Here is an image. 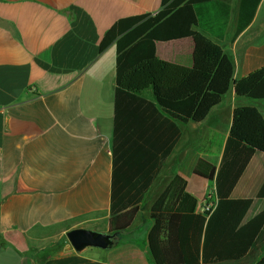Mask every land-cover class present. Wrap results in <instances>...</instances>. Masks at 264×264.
<instances>
[{"label":"crops","instance_id":"obj_1","mask_svg":"<svg viewBox=\"0 0 264 264\" xmlns=\"http://www.w3.org/2000/svg\"><path fill=\"white\" fill-rule=\"evenodd\" d=\"M224 2L212 16H229L225 32L207 36L233 62L229 92L205 121L181 125V138L115 246L76 252L69 231L110 232L117 50L112 45L99 53L100 43L119 19L156 14L162 0H0V264H155L148 243L151 206L175 175H183L188 155L194 154L192 166L199 158H216L219 165L234 111L248 105L234 82L264 66V0L239 33L243 0ZM193 51L192 38L156 45L160 60L186 68ZM259 111L264 116V106ZM186 129L193 136L179 146ZM174 165L149 205L150 220L137 223L147 195ZM188 173L187 190L198 207L216 197L214 182ZM263 186L264 153L257 152L232 193L253 199L240 231L264 227Z\"/></svg>","mask_w":264,"mask_h":264},{"label":"trees","instance_id":"obj_2","mask_svg":"<svg viewBox=\"0 0 264 264\" xmlns=\"http://www.w3.org/2000/svg\"><path fill=\"white\" fill-rule=\"evenodd\" d=\"M224 1L162 0L156 14L119 19L100 43L99 53L112 45L117 50L110 233L121 237L131 227L182 136L181 125L205 121L230 90L233 62L207 36L225 32L229 16H212ZM258 1L243 0L238 33ZM251 2L247 13L245 5ZM185 38L194 42L192 67L157 57V43ZM234 89L238 97L264 101V66L235 81ZM257 152L264 153V116L256 106L237 107L219 165L216 158H199L192 166L191 154L182 167L183 175L191 169L215 183V210L198 212L199 200L180 174L151 206L148 243L155 264H264V227L239 229L253 199L232 198ZM258 197L264 198V186Z\"/></svg>","mask_w":264,"mask_h":264},{"label":"water","instance_id":"obj_3","mask_svg":"<svg viewBox=\"0 0 264 264\" xmlns=\"http://www.w3.org/2000/svg\"><path fill=\"white\" fill-rule=\"evenodd\" d=\"M116 237L115 233H101L88 229H74L67 233V238L76 252L88 247L110 250L115 246Z\"/></svg>","mask_w":264,"mask_h":264},{"label":"rangeland","instance_id":"obj_4","mask_svg":"<svg viewBox=\"0 0 264 264\" xmlns=\"http://www.w3.org/2000/svg\"><path fill=\"white\" fill-rule=\"evenodd\" d=\"M170 46H172V45H170ZM244 101H246V103L248 104V105H253V106H256L257 108L259 107L260 109L262 108L263 109V106H264V101H252V100H249V99H245V100H243V102ZM258 108V109H259ZM191 136H193V133H191V130L190 129H186L185 130V133H184V135H183V140L182 141H180V143H179V146L181 145V146H185V144H187V142H188V140L191 138ZM194 141V140H193ZM178 148H180V147H177V151H178ZM170 161H168V162H170V163H167V165L169 164V166H170V164H171V162H172V158H170L169 159ZM177 165V164H176ZM176 165H174L172 168H171V170L170 169H168L167 167H165V169L163 170V172H167V177H163L164 176V173L163 174H161V176H160V178H159V180H158V182L156 183V186L153 188V190L150 192V194H148L147 195V198H146V203L144 204V207H143V210H142V213L140 214V216H139V218H138V221H137V223H139V224H141V222H142V219H144V220H150L149 219V214H148V210H149V205L151 204V202H153L154 201V199L156 198V196L160 193V191H161V189L163 188V186L165 185V183H166V181H167V178L168 177H170L173 173H174V171L173 170H175L176 169ZM194 178H190L189 179V185L190 186H192L193 188H194ZM211 192V188H209L207 191H206V194H208V193H210ZM209 199H212V197H209L208 198V200Z\"/></svg>","mask_w":264,"mask_h":264},{"label":"built area","instance_id":"obj_5","mask_svg":"<svg viewBox=\"0 0 264 264\" xmlns=\"http://www.w3.org/2000/svg\"><path fill=\"white\" fill-rule=\"evenodd\" d=\"M217 205V198H212L211 200H209L208 202H205L203 204H201L197 210L198 212L202 213V214H208L210 215L216 208Z\"/></svg>","mask_w":264,"mask_h":264}]
</instances>
